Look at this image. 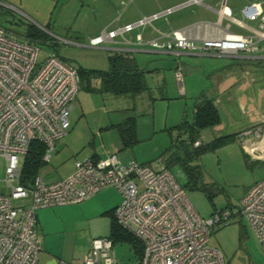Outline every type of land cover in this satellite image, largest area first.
<instances>
[{
	"label": "rangeland",
	"instance_id": "obj_1",
	"mask_svg": "<svg viewBox=\"0 0 264 264\" xmlns=\"http://www.w3.org/2000/svg\"><path fill=\"white\" fill-rule=\"evenodd\" d=\"M2 1L6 4L2 6L0 17L2 26L24 34L31 25L48 35L50 44L35 40L40 48V58L51 52L61 55L74 66L106 69L105 54L112 50L89 46V38L94 33L91 32L94 21L89 19L93 14L90 0ZM254 1L261 0H227V4L233 15L242 20L241 8ZM122 8L119 6V12ZM186 10L188 8L174 14H183ZM200 12L205 18H217L216 13L207 9ZM243 21L248 24L245 19ZM230 26L232 31L245 32L233 22ZM125 36L130 37L129 34ZM173 57H164V61L157 57L150 64L147 62L149 67L158 66L161 74L146 73L148 89L135 97L80 90L69 115L71 129L56 141L55 150L50 153L49 161L39 168L38 174L46 182H53L69 175L76 159L93 152L105 155L106 151H116L125 162L136 159L153 165L159 160L162 163L167 161L170 171L184 186L190 204L202 217L209 216L215 206L238 210L249 187L264 179V158L252 157L243 146L245 136H249L244 132L264 135V79L258 77L259 85L250 83L245 88H239L238 84L223 86L220 83L224 75L233 72L236 78L241 77L242 57L177 55L175 60L179 61L183 74V83L179 84L172 72ZM144 58L147 57L139 58V62L144 63ZM254 68L250 65L249 72L252 73ZM260 71L262 74L258 75L264 78V70ZM244 77L250 79L245 74ZM205 97L214 99L221 121L202 129L201 142L207 143L221 135L238 134L231 142L195 155L191 150L185 151L183 141L187 134L178 124L184 116L190 121L195 105ZM127 114L136 117L138 141L122 149L116 129H107L104 123L120 122ZM4 169L5 159L0 156V191L9 193L10 188L3 181ZM25 201L19 199L13 204ZM82 201L36 210L37 229L42 239L39 255L42 264L46 263L45 256L52 254L71 261L72 257L87 253L94 238L108 237V218L95 216L93 209ZM210 244L220 250L225 264H264V249L248 221L240 214L213 230ZM112 254L113 264L139 262V255L128 241L112 242L109 255ZM99 264H105L103 258Z\"/></svg>",
	"mask_w": 264,
	"mask_h": 264
},
{
	"label": "built area",
	"instance_id": "obj_2",
	"mask_svg": "<svg viewBox=\"0 0 264 264\" xmlns=\"http://www.w3.org/2000/svg\"><path fill=\"white\" fill-rule=\"evenodd\" d=\"M193 4H203V0H183L159 12L141 15L133 23L103 31L91 38L89 45L100 46L117 36L127 42L125 32L143 29L159 17ZM3 5L6 4L0 0V17ZM217 12L218 35L197 41L187 29H172L165 39L144 40L138 33L137 43L176 56L200 52L256 57L258 42L264 39V0L243 6L242 20L233 15L227 0L218 1ZM223 19L247 27L252 33L234 32L229 24L222 27ZM243 19L255 22L256 27L248 26ZM174 75L182 84L180 67ZM79 90L76 66L51 52L40 58L36 41L0 24V156L5 159L3 181L10 188L9 193L0 191V264H41L42 239L36 210L80 202L105 187H114L121 194L120 203L113 209L116 222L143 244L138 264H225L220 250L210 244V235L235 214L245 217L264 249V179L249 187L238 210L216 208L207 217L196 212L185 188L164 165L158 161L144 164L136 159L125 162L117 153L76 159L72 172L53 182H46L39 174L31 181H22L23 158L31 142L45 145L43 160L48 162L56 141L70 128L69 115ZM199 143L195 141L194 146ZM19 199L26 201L14 205L13 201ZM111 246L108 237L94 238L81 264H99L101 258L105 264H113ZM52 264L70 263L56 260Z\"/></svg>",
	"mask_w": 264,
	"mask_h": 264
},
{
	"label": "crops",
	"instance_id": "obj_3",
	"mask_svg": "<svg viewBox=\"0 0 264 264\" xmlns=\"http://www.w3.org/2000/svg\"><path fill=\"white\" fill-rule=\"evenodd\" d=\"M182 1L183 0H90L91 11L93 12V14L91 15L89 19H93L94 21L93 28H91V32H94V33L90 36L89 41L91 38L100 35L103 31L114 29L117 25L123 26L127 23H133L136 20H138L141 17V15H150L152 13L159 12L167 7L177 5L181 3ZM218 1L219 0H203V4H193V5L179 8L177 10L172 11L171 13L167 15H164V16H161L155 19L151 24L147 25L143 29L136 27L130 31L125 32L124 38L127 40V42H123V38L120 36H117L114 38L113 41L106 42L94 48L101 49L104 47V48H108L112 50L111 53L115 51H121V52H127V53L132 54L135 57L138 65L148 70L147 72L148 75H155V74L160 75L161 74L158 66L155 65V66L149 67L150 62L154 61L155 58L157 59V57H160V60L164 61L165 60L164 57L172 55L174 56L172 58L174 62H171L173 64L172 72L174 74V71L176 68H179V67L181 68L179 61L175 60L176 55L173 53L154 50L147 44L139 45L136 40L137 34L141 33L142 38L144 40H150L154 38L165 39L172 29H187V32H189L190 35L193 38H195V40L197 41L199 40L198 38L200 37H205V36L209 37V36L218 35V29H219L218 12H217ZM119 6H123L120 12H119ZM190 7H194V9L193 8L189 9ZM187 8L188 10H186L183 14H174L175 11H179L181 9H187ZM203 9H207L213 13H216L217 18L215 20L205 18L204 14L200 12ZM245 20L248 22V24L246 23L248 26L256 27V24L255 26L250 25V23H255V22L248 21L247 19ZM224 21H226L227 24H224ZM228 24L230 28L231 26L228 20L223 19L221 22L222 27H226ZM242 28H244L245 32H239V33H243V34L252 33L249 28L247 27H242ZM126 34H129L130 37H126L125 36ZM261 42H264V39L258 42L260 45V50L256 54L257 55L256 57H247V56L242 57L244 60L241 59L242 60L241 65H243L242 66L243 71L241 72V77L236 78L233 75V72H230L229 74L224 75L222 77L220 85L227 86V87L231 85L232 87L234 84H238L239 88L240 86H243V88H245L250 83H255L258 85L260 84L259 80L257 81V78L260 77L258 78L260 80L264 79V78H261L262 76L258 75V73L262 74L260 70H264V68H262L264 67V45H261ZM75 44H78V43H75ZM109 54L108 53L105 54V59L107 61L106 62L107 67H108L107 57ZM179 55L220 56L217 54H203L200 52H196V53L182 52ZM59 56L64 59V57H62L61 55ZM143 57H147L146 59L144 58V63L139 62V58L142 59ZM222 57H226V56H222ZM250 65H253L255 67L253 70L254 74L253 72L252 73L249 72ZM230 74L232 76L229 78H226ZM244 74L248 76L250 79H246L244 77ZM256 81L258 83H256ZM92 85L98 86L99 80L93 79ZM80 90H84L85 92H88V93H95V92H91L85 89H80ZM180 90H183V88L180 87ZM116 123H119V122H116ZM116 123L108 124V122H106L104 124L107 126L106 127L107 129H115L111 125L116 124ZM70 129L71 128L68 129V132L70 131ZM245 138L246 139L243 142V146L249 153L252 154V157L257 158V159L264 158V145H262V143H264V140L257 138L256 135L245 136ZM110 153H117V152L116 151H111V152L106 151L105 155H101L96 152H93L89 154L88 156L98 158V157L106 156L107 154H110ZM125 157L126 156H124L123 158ZM158 162L161 165H164V163H162L160 160ZM120 201H121V194L116 188L105 187L101 189L100 191H98L97 193H95L94 195H92L91 197L83 200L82 202H84L83 204L88 205V207L93 209L92 211L95 214V216L101 215V216L107 217L109 221V229H110V220H111L110 213L120 203ZM216 208L218 207L215 206L214 209ZM214 209L210 212V214L214 211ZM85 254L86 253H84L82 256L72 257L71 261L64 260L63 258L60 259L56 255L52 254V255L45 256L46 257L45 264H52L56 260H63L70 264H81L82 259ZM39 262H40V258H39Z\"/></svg>",
	"mask_w": 264,
	"mask_h": 264
},
{
	"label": "trees",
	"instance_id": "obj_4",
	"mask_svg": "<svg viewBox=\"0 0 264 264\" xmlns=\"http://www.w3.org/2000/svg\"><path fill=\"white\" fill-rule=\"evenodd\" d=\"M24 32L23 36L34 41L42 40L50 42L46 33L31 25ZM107 60L108 67L106 69L87 68L81 65L76 66L80 77V89L95 93H109L114 96L128 95L130 97H135L148 89L145 80L148 70L140 67L132 54L115 51L108 55ZM93 79L99 80L98 86L92 85ZM220 121V112L214 99L203 98L201 102L195 105L192 119L188 121L184 116L178 124V127L184 129V132L187 134V138L183 141V145L186 148L185 151L189 150L190 152L191 150L196 155L212 151L228 141H233L238 133L217 136L207 143L200 141L202 129L218 125ZM111 126L118 132L122 149H127L138 141L135 116L127 114L119 123L112 124ZM195 141H200V143L194 146ZM44 151L45 145L43 143L39 141L31 142L23 158L22 181H31L38 174L39 168L45 163L43 160ZM164 165L169 169L170 166L167 161L164 162ZM110 216L108 238L111 240V243L117 240L130 242L134 246L140 260L143 253L141 240L116 222L113 210Z\"/></svg>",
	"mask_w": 264,
	"mask_h": 264
},
{
	"label": "bare ground",
	"instance_id": "obj_5",
	"mask_svg": "<svg viewBox=\"0 0 264 264\" xmlns=\"http://www.w3.org/2000/svg\"><path fill=\"white\" fill-rule=\"evenodd\" d=\"M257 138H260V139H262V140H264V135H259V136H256ZM262 145H264V143H262Z\"/></svg>",
	"mask_w": 264,
	"mask_h": 264
}]
</instances>
